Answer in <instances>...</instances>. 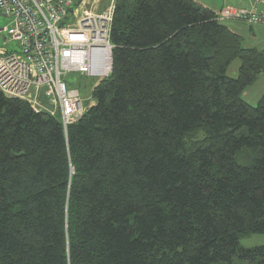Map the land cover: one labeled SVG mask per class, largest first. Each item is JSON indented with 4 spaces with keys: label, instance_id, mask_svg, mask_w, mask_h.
Listing matches in <instances>:
<instances>
[{
    "label": "trees",
    "instance_id": "obj_1",
    "mask_svg": "<svg viewBox=\"0 0 264 264\" xmlns=\"http://www.w3.org/2000/svg\"><path fill=\"white\" fill-rule=\"evenodd\" d=\"M110 42L66 127L0 92V264H264V51L195 0H115Z\"/></svg>",
    "mask_w": 264,
    "mask_h": 264
},
{
    "label": "built area",
    "instance_id": "obj_2",
    "mask_svg": "<svg viewBox=\"0 0 264 264\" xmlns=\"http://www.w3.org/2000/svg\"><path fill=\"white\" fill-rule=\"evenodd\" d=\"M87 1L95 2L0 0V16L7 20L0 27L3 43H19L18 51H0V92L24 100L34 112L59 116L64 127L93 104L91 95L83 104L65 77L99 80L111 68L113 7L95 12ZM215 19L264 26V0H255L250 9L222 8Z\"/></svg>",
    "mask_w": 264,
    "mask_h": 264
},
{
    "label": "rangeland",
    "instance_id": "obj_3",
    "mask_svg": "<svg viewBox=\"0 0 264 264\" xmlns=\"http://www.w3.org/2000/svg\"><path fill=\"white\" fill-rule=\"evenodd\" d=\"M74 2H78L79 0H73ZM96 1V0H95ZM200 3L205 4L211 7V3L214 6H219L224 1V4H229L231 6H243V3H246L247 0H198ZM108 1H105L107 3ZM96 3V2H94ZM240 3V4H239ZM225 8V7H223ZM222 9V8H221ZM7 24V20L0 16V27ZM225 25H229L224 23ZM246 32V36H243V45L248 46L252 44H256L260 48H264V29L260 28L259 33H257V37L253 39L252 35H250L248 29L240 25ZM230 27H232L230 25ZM257 30L255 29V32ZM245 34V33H244ZM243 34V35H244ZM250 37V38H249ZM19 43L18 42H8L7 44L3 43L1 34H0V51L5 53L6 51H18ZM240 62L238 59L233 60L227 70L226 75L230 78H235L238 74ZM65 80L68 82L69 88H75L78 90L80 97L83 100V104H87V98H90L91 89L98 82L97 79H93L91 77L79 76L77 74H69L65 77ZM264 93V73L258 75L257 80L250 86H248L242 93V97L250 102V105H256L261 94ZM240 245L244 248H251L254 246L264 245V234H250L240 238Z\"/></svg>",
    "mask_w": 264,
    "mask_h": 264
},
{
    "label": "crops",
    "instance_id": "obj_4",
    "mask_svg": "<svg viewBox=\"0 0 264 264\" xmlns=\"http://www.w3.org/2000/svg\"><path fill=\"white\" fill-rule=\"evenodd\" d=\"M73 1V0H72ZM105 1H108L107 3H105ZM112 2H109V0H96L95 2L96 3H94L93 1H87V5L90 7V8H92V10H94L95 12H101V11H103L104 9H106V7H108V5L109 6H111V7H113L114 6V2H115V0H111ZM196 2H198L199 4H201V5H203V6H205V7H207V8H209V9H211L214 13H217L221 8H223V7H235V8H245V9H250L251 7H253L254 6V4H255V0H247V2L246 3H243L244 5L243 6H231V5H229V4H224L225 2L224 1H222V4L221 5H219V6H214V4H210L211 5V7L210 6H207V5H205V4H202V3H200L198 0H195ZM91 4V5H90ZM240 4V3H239ZM221 23H226V24H229V25H225L226 27H228L231 31H233V32H235V33H237L238 35H240L241 36V38H242V44H243V36H246L247 34H246V32H245V30L240 26V25H243V26H245L247 29H248V31H249V33H250V35H252V37H253V39H255L256 37H257V33H259V30H260V28H263L264 29V26H262V25H257V24H253V25H250V24H248V23H245V22H243V21H238V20H227V21H223V22H221ZM230 25L232 26V27H230ZM255 29L257 30L256 32H255ZM245 33V34H244ZM244 34V35H243ZM248 36V35H247ZM250 38V37H249ZM244 46V45H243ZM244 47H246V48H256V49H258V50H262V51H264V48H260V47H258L256 44H252V45H248V46H244ZM79 76H81V75H79ZM256 80H257V78H256ZM255 80V81H256ZM254 81V82H255ZM253 82V83H254ZM252 83V84H253ZM251 84V85H252ZM247 88V87H246ZM245 88V89H246ZM72 89H75V88H72ZM244 89V90H245ZM92 90V89H91ZM243 90V91H244ZM243 91H242V93H243ZM242 93H241V97H242ZM261 96H262V94H261ZM260 96V97H261ZM259 97V98H260ZM242 99L245 101V102H247L248 104L250 103V102H248L247 100H245L243 97H242ZM259 100V99H258Z\"/></svg>",
    "mask_w": 264,
    "mask_h": 264
}]
</instances>
